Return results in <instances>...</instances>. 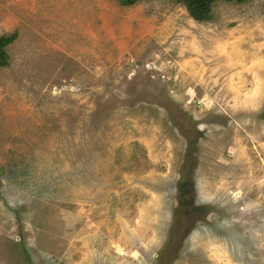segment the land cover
Listing matches in <instances>:
<instances>
[{"label":"rangeland","instance_id":"rangeland-1","mask_svg":"<svg viewBox=\"0 0 264 264\" xmlns=\"http://www.w3.org/2000/svg\"><path fill=\"white\" fill-rule=\"evenodd\" d=\"M0 0V264H264V0Z\"/></svg>","mask_w":264,"mask_h":264},{"label":"trees","instance_id":"trees-1","mask_svg":"<svg viewBox=\"0 0 264 264\" xmlns=\"http://www.w3.org/2000/svg\"><path fill=\"white\" fill-rule=\"evenodd\" d=\"M121 4L126 6L134 5L143 0H119ZM176 3L183 4L188 10L190 16L197 21L205 22L212 20L213 8L219 2L242 4L250 0H172ZM17 34L3 36L0 38V67L9 64V56L7 54L8 46L15 40Z\"/></svg>","mask_w":264,"mask_h":264}]
</instances>
